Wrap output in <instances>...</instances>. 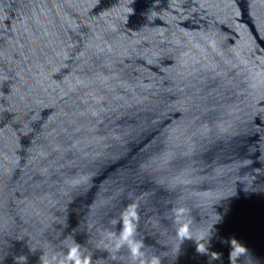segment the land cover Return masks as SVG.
Returning a JSON list of instances; mask_svg holds the SVG:
<instances>
[{
	"label": "water",
	"instance_id": "water-1",
	"mask_svg": "<svg viewBox=\"0 0 264 264\" xmlns=\"http://www.w3.org/2000/svg\"><path fill=\"white\" fill-rule=\"evenodd\" d=\"M0 264H264V0H0Z\"/></svg>",
	"mask_w": 264,
	"mask_h": 264
}]
</instances>
